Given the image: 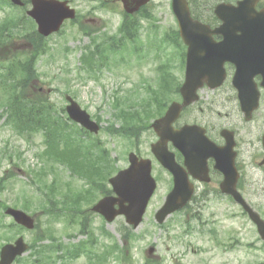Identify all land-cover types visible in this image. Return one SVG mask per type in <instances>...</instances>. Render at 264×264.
Here are the masks:
<instances>
[{"label":"rangeland","instance_id":"rangeland-1","mask_svg":"<svg viewBox=\"0 0 264 264\" xmlns=\"http://www.w3.org/2000/svg\"><path fill=\"white\" fill-rule=\"evenodd\" d=\"M115 4L119 10L121 5L119 3ZM71 5L82 14L93 10L92 3L81 0L74 1ZM149 10L152 12L153 18H156L152 22L158 25L160 34L164 30L170 31L177 27L171 12L170 0H153L149 5ZM92 12L94 13L92 15L100 19V21L94 22L100 32H103V30L109 33L115 31L120 15L105 10H94ZM4 14L5 12L0 10V20ZM87 16L91 17L90 15ZM143 23L146 24V22ZM80 33L77 24L66 22L63 32L50 36L49 43L52 46V50L48 55L40 58L37 63L40 77L38 81H35V87L50 88L51 91L48 97L58 108L65 106L64 92L69 90L68 94L72 95L92 116L98 115L103 118L101 125L106 126L108 124L106 120L112 118L111 113L114 111V106H112L113 92L120 88L119 100L125 103L137 98H145L148 90L146 84H152L153 88L157 86V76H155L154 68L159 60L153 58L151 53L147 55L146 59L139 58V56L131 53L129 46L121 52L106 49L107 65L97 75V79L88 77V73L80 69L79 56L81 48L89 43V38L82 36ZM145 35V31H143L142 37L144 38ZM12 45L10 49L6 48L5 50L20 51L28 47V42L26 39L17 38ZM172 49V47L168 49L173 65L172 73L177 79H183L179 61L176 59ZM169 82L170 90L168 92L170 94L167 95L166 99L175 98V93L172 92L174 88L172 75L169 76ZM200 95L201 100L199 103H202L206 101L210 92L204 89ZM2 121L0 119V177L9 168H12L17 176L0 183L4 184L3 186L0 185V198L10 205H21L24 200H28L29 210H35L41 225L44 226L46 216L40 213V208L38 207L42 197L33 186L23 182L30 179L26 174V169L29 166L36 168L42 164L34 155L35 150L40 147V137H35L31 143L26 142L13 136L9 129L1 125ZM99 136L109 148L110 156L116 158V166L119 168L126 167L128 164L127 154L129 152L127 140L119 136L109 137L105 132H100ZM152 140L153 135L151 132H147L142 137V152L148 157H151L148 144ZM13 163H16V165ZM154 169L156 173H158L157 170H160V165L155 161ZM54 176L58 179V182L70 180L72 186L77 183L75 179L69 178L68 170L62 165H55L54 171L49 172L46 180L50 181ZM166 192V186L161 183L150 202L149 210L151 215L148 210L143 222L135 230L139 236L144 235L142 239H137L133 247L135 255L142 257L146 248L154 244L158 254L162 257L161 264H243L247 252L245 246L248 241L246 234L237 232L240 223L238 218L232 219L220 213L214 225L218 229V237L214 239L210 235L211 232H209V229L214 224L212 219H210L213 211L211 205L204 207L201 213L202 220L208 218L207 224L205 221L203 224L193 221L194 231L192 234L177 238L183 229L181 224L183 213L181 212L170 215L165 222V226L158 228L155 225L153 215L155 210L161 205ZM26 212L31 213V211L27 210ZM6 220L9 221V219ZM123 224L124 220L122 217H118L112 223L106 224L94 214L92 228L95 234H98L100 226L104 225L109 232L120 238L119 229ZM55 230L56 235H59V238L64 242L69 240L65 235L66 232L76 235L73 239L74 241L85 239V236L78 233L76 229H65V225L62 222L56 224ZM22 234L28 242L33 241L36 236L34 231H24ZM239 235L244 238L240 243H237L236 238L239 239ZM0 242L4 243L5 241L0 238ZM44 242H48V240ZM227 244H232L233 247H227ZM23 257L28 258L29 253H26ZM249 260H252V258L250 257Z\"/></svg>","mask_w":264,"mask_h":264},{"label":"flooded vegetation","instance_id":"flooded-vegetation-1","mask_svg":"<svg viewBox=\"0 0 264 264\" xmlns=\"http://www.w3.org/2000/svg\"><path fill=\"white\" fill-rule=\"evenodd\" d=\"M187 2L192 17L207 25L201 36L213 56L223 59L224 79L216 88H202L210 92L205 102L193 103L182 110L174 124L176 129L193 124L201 128L181 134L186 150L191 148L194 154L189 159L190 165H185L182 149H175L176 160L184 164L193 185L190 205H199L202 200L215 207H227L228 214L239 219L238 233L246 234L245 248L255 253V264H264V223L257 225L249 214L251 210L264 220V0ZM177 41L181 70L183 59L185 68L187 46L178 29ZM204 48L197 45L195 52L198 54ZM237 56L252 63L234 81L236 66L226 57ZM160 175V181L173 180L168 171ZM224 188L237 191L236 197L244 202L240 203ZM212 213L215 224L217 212ZM243 238L239 235L240 242Z\"/></svg>","mask_w":264,"mask_h":264},{"label":"water","instance_id":"water-1","mask_svg":"<svg viewBox=\"0 0 264 264\" xmlns=\"http://www.w3.org/2000/svg\"><path fill=\"white\" fill-rule=\"evenodd\" d=\"M127 11L131 12L137 9L141 4L148 0H122ZM33 9L29 14L35 18L38 23L39 31L46 35L58 29L60 23L65 17H72L73 10H69L64 2L56 0H32ZM172 8L177 16L180 31L185 43L189 45L185 80L180 88L183 96V103L173 102L168 108L164 117L158 119L154 124V129L161 139L152 145V151L161 164L172 171L173 174H180V166L174 161V154L168 151L166 147L167 140H172L174 145H177V133L172 129L171 123L179 115L181 108L195 101L198 96L197 88L208 83L210 87L218 86L223 79V59L218 56H213V52L205 39L202 38L200 27L202 25L193 20L188 12L187 4L183 0H173ZM222 19L223 16H221ZM223 42V41H222ZM205 46L198 54L195 52L196 46ZM232 60L236 66L235 78L242 77L246 65L252 63L237 57H226ZM67 111L71 118L81 123L90 130H96L97 125L89 119L88 114L81 110L76 102L71 101L67 106ZM130 165L128 168L121 170L110 179L113 190L117 197H105L100 200L94 209L102 213L107 220H112L117 214H125L127 221L135 226L141 220L146 204L156 186L153 177L151 176V163L149 160L138 159L134 153L129 154ZM190 196V191L175 182L173 189L168 194L166 202L160 211L157 213V218L162 221L168 213L182 207L185 201ZM118 204L119 208L115 209L114 205ZM23 224L32 226V221L29 217L18 211H10ZM17 247H25L20 241ZM7 250V257L6 256ZM17 253H20L16 247L6 246L3 249V262L0 264H9Z\"/></svg>","mask_w":264,"mask_h":264},{"label":"trees","instance_id":"trees-1","mask_svg":"<svg viewBox=\"0 0 264 264\" xmlns=\"http://www.w3.org/2000/svg\"><path fill=\"white\" fill-rule=\"evenodd\" d=\"M123 37L126 35L131 37L129 27L120 28ZM34 44L36 46L37 55L43 53L45 43L43 37L33 32ZM15 62V61H14ZM17 63V62H15ZM24 67V65H21ZM25 68V67H24ZM19 66L9 64L0 67V105L4 106V112L7 115L6 123L19 133H27L28 136L39 132L43 137L45 147L40 151V155L48 160L77 162L81 168L86 170L85 175L91 182L96 183L98 175L107 177L112 170L107 169L103 165L105 158L101 154H95L92 151L81 152L79 150V135L83 130H79L76 125L68 124L61 117L55 115V108H51L41 98H31L28 96V84L32 78V71L22 69V74H16ZM23 73L27 75H23ZM147 114V110H144ZM139 110H135L131 114L128 111L121 112L123 119L122 130L135 122H142L145 118L144 114ZM76 134L75 139H73ZM92 148V147H91ZM103 165V167H101ZM93 169V170H92ZM91 172H96L92 175ZM94 185L89 184L84 193V199L89 200L94 195ZM66 199L70 207L73 206V193H66ZM51 203L50 210L58 207V201ZM94 242V238H91Z\"/></svg>","mask_w":264,"mask_h":264}]
</instances>
